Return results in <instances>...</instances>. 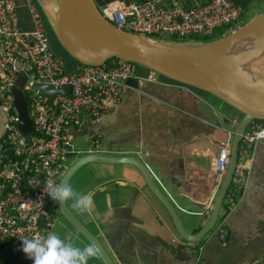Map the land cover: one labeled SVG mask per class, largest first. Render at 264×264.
I'll list each match as a JSON object with an SVG mask.
<instances>
[{"label":"crops","instance_id":"0c3cea01","mask_svg":"<svg viewBox=\"0 0 264 264\" xmlns=\"http://www.w3.org/2000/svg\"><path fill=\"white\" fill-rule=\"evenodd\" d=\"M17 1L20 18L29 27L31 17L25 2ZM113 1L126 4L132 0H96L101 8ZM165 1L170 4L173 0ZM176 1L187 8L208 0ZM233 1L244 8L240 19L230 26L233 30L264 12V0ZM224 29H217V37ZM66 59L69 67L77 65ZM148 71L138 68L143 76ZM129 83L139 86L135 79ZM141 88L144 92L128 89L99 122L87 119L82 128L74 130L73 146H80L88 137L103 154L141 158L175 204L185 228L197 232L207 222L208 205L214 203L221 186L213 171L212 144L228 138L232 142L242 115L206 91L163 76ZM249 157L247 183L237 205L229 210L224 201L220 211L219 222L227 226L223 235L228 240L223 243L221 237L211 235L195 246L200 248L201 264H264V138L253 143ZM69 186L76 195L90 198L86 210L76 207L74 198L67 203L100 238L116 264H180L189 255L181 247L190 243L177 234L169 212L135 166L91 162L73 176ZM56 223L62 229L59 235ZM44 232L76 247L90 245L60 213L53 224L48 221ZM88 264L104 263L96 253Z\"/></svg>","mask_w":264,"mask_h":264},{"label":"built area","instance_id":"2783aa9c","mask_svg":"<svg viewBox=\"0 0 264 264\" xmlns=\"http://www.w3.org/2000/svg\"><path fill=\"white\" fill-rule=\"evenodd\" d=\"M24 2L31 17L29 27L20 18L17 0H0V243L9 239L16 247L21 246L23 237H45V226L56 218L57 202L50 192L69 165L73 131L82 128L87 119L99 122L128 89L144 92L140 87L159 82L160 76L153 70L140 75L137 63L123 59L69 67L52 49L36 0ZM102 12L120 30L159 41L211 37L217 29L237 22L244 8L233 0H208L187 8L176 0L170 4L165 0H132L126 4L109 2ZM20 73L27 75L23 92L34 123L32 133L27 135L19 128L12 92ZM132 79L138 82V88L130 85ZM36 84L57 91L53 96L39 93ZM65 86L71 87L70 92L60 91ZM261 138L264 122L254 120L241 140L237 167L224 200L229 210L235 208L247 183L250 148ZM231 144V138L222 141L213 158L219 185L229 166ZM27 264H33V260Z\"/></svg>","mask_w":264,"mask_h":264},{"label":"water","instance_id":"95a60500","mask_svg":"<svg viewBox=\"0 0 264 264\" xmlns=\"http://www.w3.org/2000/svg\"><path fill=\"white\" fill-rule=\"evenodd\" d=\"M37 2L62 47L81 64L101 65L111 59L133 61L168 79L206 91L241 113L242 117L233 134L231 157L226 175L212 204L207 222L197 232H189L185 228L175 204L157 184L153 171L141 158L132 155L103 154L98 143L92 142L88 137L76 147L73 146L74 138L72 137V145L68 146V158L71 163L58 185L64 183L69 185L73 176L91 162L127 163L135 166L148 188L169 212L177 234L182 240L190 243L188 247H181L188 250L189 255L180 264H201L203 258L200 248L195 246L211 235L221 237L223 243L228 240L223 235L224 231L228 232V228L219 222V218L237 167L240 143L252 121L264 120V98L257 97L255 93L258 76L244 70L242 61H238L237 56L227 53V49L264 23V12L234 31L209 41L155 40L156 43H150L141 40L139 34L117 28L105 17L96 0H53L55 7H59L60 11L58 22L53 21L42 2L39 0ZM118 32L139 40L118 37ZM26 82L27 75L20 73L12 86V92L14 107L20 116L19 128L23 134L27 135L32 133L34 123L28 113L27 98L23 92ZM35 88L39 93L50 96L57 91L49 85L36 84ZM70 90V86L60 89L64 93ZM160 101L167 103L162 99ZM212 145L211 149L214 153L211 157H215L219 153L220 143ZM56 202L57 214L60 213L90 245L96 247L101 261L104 264H116L100 238L75 214L67 201ZM42 224L46 225V222L42 221ZM56 230L59 235L62 230L60 224L56 223ZM46 237L47 235L44 238ZM29 260L30 258L22 249L18 257L13 258L14 264H27Z\"/></svg>","mask_w":264,"mask_h":264},{"label":"clouds","instance_id":"9594fccd","mask_svg":"<svg viewBox=\"0 0 264 264\" xmlns=\"http://www.w3.org/2000/svg\"><path fill=\"white\" fill-rule=\"evenodd\" d=\"M51 197L61 203L73 199L75 206L86 210L91 200L87 195H76L74 190L66 183L54 186L50 192ZM21 249L33 260V264H88L89 258L97 253L93 245L83 248L65 243L58 235L23 237Z\"/></svg>","mask_w":264,"mask_h":264},{"label":"bare ground","instance_id":"6f19581e","mask_svg":"<svg viewBox=\"0 0 264 264\" xmlns=\"http://www.w3.org/2000/svg\"><path fill=\"white\" fill-rule=\"evenodd\" d=\"M39 1L45 6L53 21L58 22L60 20V11L59 7H55L53 0ZM118 37L133 38V36H126L120 32H118ZM139 38L150 43H156L155 40L145 36L140 35ZM227 53L237 56L238 61H242L241 65L244 70L250 71L258 76L255 93L257 97L264 98V77H261L264 74V23L260 24L253 32L243 37L240 42L228 48ZM255 59H258V63L254 65L251 61Z\"/></svg>","mask_w":264,"mask_h":264},{"label":"trees","instance_id":"16d2710c","mask_svg":"<svg viewBox=\"0 0 264 264\" xmlns=\"http://www.w3.org/2000/svg\"><path fill=\"white\" fill-rule=\"evenodd\" d=\"M40 8V7H39ZM41 12H42V15H43V18H44V21H45V24L46 26H50L46 20V17L42 11V9L40 8ZM217 37V33H215L213 36L211 37H204V36H195V37H192L190 39L194 40V41H209V40H212V39H215ZM172 40H178L176 37H171ZM183 40H188V39H183ZM72 57V56H71ZM74 59V58H73ZM75 60V59H74ZM112 60V59H111ZM111 60H108L107 62L111 61ZM75 62L77 64H81L80 62H78L77 60H75ZM139 67H142V68H147V67H144V66H141L138 64ZM149 69V68H147ZM150 70V69H149ZM164 77V76H163ZM166 78V77H164ZM167 80L169 81H172V82H176V81H173L171 79H168L166 78ZM179 83V82H177ZM2 119L3 121V114L1 112V108H0V120ZM260 121H263L264 120H260ZM3 131V125L0 127V135ZM21 250V246H15L13 241L12 240H4L3 242L0 243V264H14V261H13V258H17L18 255H19V252Z\"/></svg>","mask_w":264,"mask_h":264},{"label":"rangeland","instance_id":"374dc122","mask_svg":"<svg viewBox=\"0 0 264 264\" xmlns=\"http://www.w3.org/2000/svg\"><path fill=\"white\" fill-rule=\"evenodd\" d=\"M36 3H37V5H38V7H40L39 6V4H38V2H37V0H36ZM46 20H47V18H46ZM47 22H48V20H47ZM49 24V23H48ZM50 25V24H49ZM45 27H46V31H47V34H48V36H49V40H50V44H51V46H52V49H53V51L55 52V53H57V54H59V55H61L62 57L64 56V59H66L67 57H69L70 59H72V60H74L73 59V57H71L66 51H65V49L62 47V45L60 44V42L58 41V39H57V37H56V35H55V33H54V31H53V29H52V27L51 26H46V24H45ZM238 28V27H237ZM236 28V29H237ZM232 31H234L233 30V28L232 27H227V28H225L224 29V33H222L221 35H219L218 37H220V36H222L223 34H227V33H230V32H232ZM217 37V38H218ZM188 41H193V42H198V41H194V40H192V39H189ZM66 57V58H65ZM67 60V59H66ZM251 63L252 64H256V63H258V59H255V60H252L251 61ZM160 75V74H159ZM264 75V74H263ZM261 76V77H264V76ZM160 76H162V75H160ZM3 125V121H2V119L0 120V127ZM69 162V164L71 163V160L70 161H68ZM67 162V163H68ZM45 229V228H44Z\"/></svg>","mask_w":264,"mask_h":264}]
</instances>
